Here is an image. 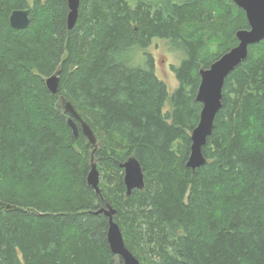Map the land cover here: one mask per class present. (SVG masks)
I'll use <instances>...</instances> for the list:
<instances>
[{
  "label": "trees",
  "instance_id": "obj_1",
  "mask_svg": "<svg viewBox=\"0 0 264 264\" xmlns=\"http://www.w3.org/2000/svg\"><path fill=\"white\" fill-rule=\"evenodd\" d=\"M15 10L30 11L26 29L11 27ZM68 13L67 0H0V264H124L96 214L107 204L141 264H264V40L226 79L208 163L187 166L200 71L238 45L246 13L231 0H83L71 30ZM156 42L183 55L173 93L147 53ZM62 97L97 146L74 135ZM93 153L102 197L87 183ZM131 157L145 189L128 196Z\"/></svg>",
  "mask_w": 264,
  "mask_h": 264
},
{
  "label": "water",
  "instance_id": "obj_2",
  "mask_svg": "<svg viewBox=\"0 0 264 264\" xmlns=\"http://www.w3.org/2000/svg\"><path fill=\"white\" fill-rule=\"evenodd\" d=\"M69 13L67 17L68 28L73 29L78 22L83 0H67ZM245 13L250 25L249 30H240L236 37L238 45L224 54L208 69L200 71L201 84L197 94V101L202 105L200 122L191 136L190 156L187 162L188 168L195 172L205 166L208 161L204 155V148L214 130L216 117L223 106V90L228 76L242 65L249 57V47L259 44L264 40V0H231ZM29 10H15L10 16V25L15 30H24L30 25ZM59 73L46 79V87L52 95H58L60 87ZM62 106L69 115V126L76 137L80 128L84 137L91 146H97L98 138L89 124L83 119L72 103L62 97ZM80 126V128H79ZM124 183L127 195L131 196L135 190L145 189V172L141 163L135 157L129 158L124 164ZM87 183L95 193L102 197L101 172L94 161V153L91 159L90 171ZM97 215H105L109 219L108 243L112 253L124 262V264H141L140 260L128 249L121 226L116 222L117 211L110 204L101 208Z\"/></svg>",
  "mask_w": 264,
  "mask_h": 264
},
{
  "label": "rangeland",
  "instance_id": "obj_3",
  "mask_svg": "<svg viewBox=\"0 0 264 264\" xmlns=\"http://www.w3.org/2000/svg\"><path fill=\"white\" fill-rule=\"evenodd\" d=\"M209 46L211 47L212 52H216L215 44H210ZM147 53L154 59L158 77L167 84L170 93H173L178 88V82L171 70V66L179 65L182 61L183 55L172 51L166 42L154 43L153 46L147 50ZM140 60L145 61L144 58H141Z\"/></svg>",
  "mask_w": 264,
  "mask_h": 264
}]
</instances>
